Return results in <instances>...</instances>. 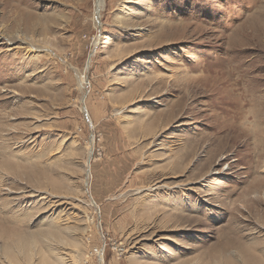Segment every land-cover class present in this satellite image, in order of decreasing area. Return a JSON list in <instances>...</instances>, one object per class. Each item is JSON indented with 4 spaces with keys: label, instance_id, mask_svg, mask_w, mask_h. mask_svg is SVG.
<instances>
[{
    "label": "rangeland",
    "instance_id": "obj_1",
    "mask_svg": "<svg viewBox=\"0 0 264 264\" xmlns=\"http://www.w3.org/2000/svg\"><path fill=\"white\" fill-rule=\"evenodd\" d=\"M19 1L0 264H264V0Z\"/></svg>",
    "mask_w": 264,
    "mask_h": 264
},
{
    "label": "bare ground",
    "instance_id": "obj_2",
    "mask_svg": "<svg viewBox=\"0 0 264 264\" xmlns=\"http://www.w3.org/2000/svg\"><path fill=\"white\" fill-rule=\"evenodd\" d=\"M98 4L99 5H101V3H100V1L98 2ZM22 6H21V1H19V0H2V10H1V19H0V21H1V23H3V27H4V31H5V33H6V38L9 36L11 39L13 38V28L14 27H16V26H18L19 25V22L23 19V20H25V28H26V30L28 31V32H30V33H34L35 34V32H45L47 29H46V25L45 24H41V25H37L35 22H34V17L33 16H31L30 15V17H25L24 15H22V12H23V10H22ZM22 11V12H21ZM17 16L18 17V19H14V16ZM28 16V15H27ZM11 19H13V23H12V25L10 26H8L7 24H8V22H10L9 20H11ZM6 25V26H5ZM181 34V33H180ZM5 37V36H4ZM16 37V36H15ZM179 37V36H178ZM166 39V38H165ZM186 39V38H185ZM159 42V41H158ZM154 43H156V42H154ZM232 49V48H231ZM233 52V51H232ZM229 54V53H228ZM227 58V57H226ZM225 58V59H226ZM232 58V57H231ZM223 59V58H222ZM226 61V60H225ZM220 62H224V61H220ZM227 62V61H226ZM218 64H219V62H218ZM221 65V64H220ZM211 66H212V64H211ZM211 66H209L210 67V69H211ZM216 66V65H215ZM223 66V65H222ZM207 67V66H206ZM218 67V66H217ZM206 70V69H205ZM223 70V69H222ZM224 71V70H223ZM209 72H211V71H209ZM221 73H223V72H221ZM226 74V73H225ZM210 76V75H209ZM208 75H207V77H209ZM214 76H216V75H214ZM223 76V75H222ZM226 76V75H225ZM199 77V76H198ZM197 77V78H198ZM196 78V77H195ZM194 78V79H195ZM203 78V77H202ZM173 79H174V77H173ZM179 79V78H178ZM187 79V78H186ZM193 79V80H194ZM198 79H201V77L200 78H198ZM206 79V78H205ZM212 79V78H211ZM220 79V78H219ZM189 80V79H188ZM202 80V79H201ZM213 80V79H212ZM178 81V80H177ZM176 81V82H177ZM182 81H184L183 79H182ZM187 81V80H186ZM194 81H196V80H194ZM199 82H200V80H198ZM197 81V82H198ZM204 81H207V80H204ZM172 82V81H171ZM179 82V81H178ZM81 83H84V80H81ZM182 84V82H181V80H180V82H179V84ZM190 83V82H189ZM196 83V82H195ZM207 83V82H206ZM172 84V83H171ZM173 84H174V82H173ZM177 84V83H176ZM188 84V83H187ZM213 84V83H212ZM193 85V84H192ZM157 86V85H156ZM172 86V85H171ZM178 86H180V85H178ZM190 86V85H189ZM195 86V85H194ZM197 86V85H196ZM201 86V85H200ZM210 86V85H209ZM212 86V85H211ZM215 86V85H214ZM217 86V85H216ZM159 87V86H158ZM174 87H176L175 85H174ZM185 87V86H184ZM193 87V86H192ZM218 87V86H217ZM221 87V86H220ZM155 88V87H154ZM180 88V87H179ZM201 88V87H200ZM204 88H206L205 86H204ZM212 88V87H211ZM193 89V88H192ZM197 89V88H196ZM202 89V88H201ZM200 89V90H201ZM215 89V88H214ZM155 90V89H154ZM180 90V89H179ZM187 90V89H186ZM185 90V91H186ZM158 91V90H157ZM156 91V92H157ZM194 91V93H195V90H193ZM204 91V90H203ZM208 91H210V90H208ZM228 91V90H227ZM155 92V91H154ZM206 92V91H205ZM220 92V91H219ZM219 92H217V93H219ZM180 93V92H179ZM188 93V92H187ZM198 93V92H197ZM200 93H201V91H200ZM221 93V92H220ZM202 94H203V92H202ZM205 94V93H204ZM215 94V93H214ZM213 94V95H214ZM182 95V94H181ZM189 94H187V96H188ZM197 95V94H196ZM199 95V94H198ZM197 95V96H198ZM208 95H210V94H208ZM213 95H211V96H213ZM146 96V95H145ZM186 96V95H185ZM184 96V97H185ZM193 96V95H192ZM207 96V95H206ZM179 97V96H178ZM196 97V96H195ZM195 97H194V100H195ZM193 98V97H192ZM181 99V98H180ZM176 100H178V99H176ZM188 100V99H187ZM198 100V99H197ZM196 100V101H197ZM182 101H183V99H182ZM182 101H178V102H182ZM195 101V102H196ZM177 102V101H176ZM194 102V101H193ZM198 103H199V101H198ZM184 103L182 102V105H183ZM193 104V103H192ZM170 105V104H169ZM177 105V104H176ZM175 105V106H176ZM181 105V106H182ZM185 105V104H184ZM189 105V104H188ZM196 105V104H195ZM169 107H171V106H169ZM179 107H180V105H179ZM181 108V107H180ZM184 108V107H183ZM190 108V107H189ZM189 108H187V110L189 109ZM173 109V108H172ZM171 109V110H172ZM176 109H177V107H176ZM179 110V109H178ZM192 110H193V107H192ZM170 111V110H169ZM180 112V111H179ZM187 112V111H186ZM185 112V113H186ZM175 114V113H174ZM184 114V113H183ZM188 114V113H187ZM192 115V114H191ZM201 115V114H200ZM199 115V116H200ZM197 116H198V114H197ZM206 115H204V117H205ZM210 116V115H209ZM212 116V115H211ZM215 117V116H214ZM213 117V118H214ZM195 118V117H194ZM212 117H210V119H211ZM230 123V122H229ZM237 123V122H236ZM217 124V123H216ZM215 124V125H216ZM225 125V124H224ZM235 125H237V124H235ZM214 126V125H213ZM221 128V127H220ZM233 129V128H232ZM215 130V129H214ZM223 130V129H222ZM227 130V129H226ZM230 132V131H229ZM228 132V133H229ZM241 132V131H240ZM244 132V131H243ZM249 145V144H248ZM257 155V154H256ZM261 157V156H260ZM249 158V157H248ZM257 159V158H256ZM247 161V160H246ZM240 162V161H239ZM254 168H256V166L254 167ZM25 243H27V242H25Z\"/></svg>",
    "mask_w": 264,
    "mask_h": 264
}]
</instances>
